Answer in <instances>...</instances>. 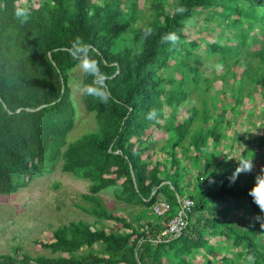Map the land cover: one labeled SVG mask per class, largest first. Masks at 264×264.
<instances>
[{
  "label": "trees",
  "instance_id": "obj_1",
  "mask_svg": "<svg viewBox=\"0 0 264 264\" xmlns=\"http://www.w3.org/2000/svg\"><path fill=\"white\" fill-rule=\"evenodd\" d=\"M21 1L0 0V195L16 194L60 167L91 182L82 197L96 221L70 222L52 231V240L35 242L52 256L0 254V264H264V228L255 220L261 213L248 196L264 168V123L242 153L254 170L235 183L228 178L238 165L225 164L231 157L220 148L228 112L242 114L238 107L257 93L264 99V0H147L149 15L139 0H28L24 24L14 16L15 7H25ZM179 6L187 9L182 15ZM198 10L231 30L233 44L222 37L204 41L205 60H222L227 73L219 79L225 82L219 100L211 108L204 100L201 109L189 106L191 96L214 89L216 69L203 73L197 66L204 38L191 41L189 31ZM170 32L179 43H161ZM76 37L92 46L89 55L108 76L111 98L105 104L84 95L97 130L68 144L78 66L67 49ZM234 66L242 67L240 76ZM227 76L238 82L230 86ZM92 79L83 74L82 85ZM151 109L154 120L145 118ZM194 173L196 181L187 182ZM111 188L140 210L110 211L99 195ZM185 198L194 201L186 229L163 236ZM160 201L170 205L163 216L153 211ZM109 221L112 227L104 225Z\"/></svg>",
  "mask_w": 264,
  "mask_h": 264
},
{
  "label": "rangeland",
  "instance_id": "obj_2",
  "mask_svg": "<svg viewBox=\"0 0 264 264\" xmlns=\"http://www.w3.org/2000/svg\"><path fill=\"white\" fill-rule=\"evenodd\" d=\"M95 1L103 2V0ZM29 3L28 0H22L19 4L28 7ZM152 7L153 4L147 2V0H139V8L145 15L150 14ZM198 11L193 20L194 26L189 31L191 41L204 38L201 46L196 51L197 55L202 59L197 66L204 73L208 71L214 72L216 65H223L222 70H215V75L214 77L212 76L215 84L211 92L207 93V95L204 91L193 92L189 106L201 109L204 100L207 101L210 108L214 101L219 100V97H221L220 91L225 86L224 80L221 81L219 79L220 76L227 73L225 63L222 60L217 61V58L205 60L207 51L204 41L213 42L218 37H222L224 38V43H228L231 46L233 44L228 41L232 31H224L222 26L213 22V13ZM254 36L261 38L258 30H254ZM192 64L195 63L192 62ZM242 70V67L234 66L232 73L240 76ZM82 75L83 73L78 68L76 72L77 80H73L71 85L76 109V124L67 137L68 144L97 130L95 114L87 111L83 99L84 95L80 91L83 88ZM176 77L180 78L181 75L176 73ZM227 80L230 82V86L234 82H238L232 76H227ZM187 88L189 87L187 86ZM238 110L242 111V114L235 116L232 111L227 114L226 119L230 121L231 125L227 130L228 138L223 141L220 147L231 157L225 161V164L229 162L234 166L238 165V161H245L242 153L249 147L248 140L260 136L263 132L260 125L264 123V99L261 94L257 93L244 99ZM219 111L216 110L214 112ZM187 116L186 110H182L180 120L183 121ZM239 135L242 140H239ZM157 137L165 140L167 134L160 132ZM156 160L163 161L164 156L158 154ZM260 161L264 162V157ZM196 174L194 173L193 176L187 174L186 181H196L194 179ZM203 178L204 180L208 179L206 175ZM90 185V181L63 173L59 167L52 174L36 178L28 188L16 194L0 195V254L18 257H21L24 253L33 257L52 256L48 250H42L37 247L35 242L52 240L51 232L70 222L86 221L93 223L96 221V218L84 211V208L91 206V203L82 197V195L89 193ZM99 196L106 207L118 215L127 216L131 212L135 213L140 210L119 201L114 188L108 189ZM113 224L114 222L110 221L104 222L106 227H112ZM97 249H101V247L97 246Z\"/></svg>",
  "mask_w": 264,
  "mask_h": 264
},
{
  "label": "clouds",
  "instance_id": "obj_3",
  "mask_svg": "<svg viewBox=\"0 0 264 264\" xmlns=\"http://www.w3.org/2000/svg\"><path fill=\"white\" fill-rule=\"evenodd\" d=\"M3 5H0L2 7ZM187 11L184 6H179L175 9L177 14H183ZM93 13L90 11L89 15ZM30 10L27 7H15L14 16L21 23H27L30 18ZM152 29L146 28L145 34L150 35ZM180 37L175 32H170L161 37V43H171L173 45L179 43ZM70 57L77 61L79 70L86 76L92 77V83L84 85L80 89L81 93L86 96H90L98 99L102 103H107L111 98V93L107 88L106 80L108 76L100 69L99 62L93 59L89 53L93 51L92 46L85 43L81 37H76L71 46L67 49ZM217 71L222 70L223 65L218 64L215 66ZM157 112L155 109H151L146 115V119H156ZM255 165L252 159L247 161H238V167L236 171L229 177L230 183H235L241 174H251ZM248 196L251 197L253 204L260 209V215L255 217V220L260 223L261 228H264V168L255 176V182L252 188L248 191ZM253 257H249V260H253Z\"/></svg>",
  "mask_w": 264,
  "mask_h": 264
},
{
  "label": "built area",
  "instance_id": "obj_4",
  "mask_svg": "<svg viewBox=\"0 0 264 264\" xmlns=\"http://www.w3.org/2000/svg\"><path fill=\"white\" fill-rule=\"evenodd\" d=\"M193 206L194 201L190 198H185L181 203L178 215L168 223L162 235H180L188 225V213L192 211ZM169 210L170 205L165 201H160L153 208L154 213L158 216L165 215Z\"/></svg>",
  "mask_w": 264,
  "mask_h": 264
},
{
  "label": "water",
  "instance_id": "obj_5",
  "mask_svg": "<svg viewBox=\"0 0 264 264\" xmlns=\"http://www.w3.org/2000/svg\"><path fill=\"white\" fill-rule=\"evenodd\" d=\"M39 109H40V108H39ZM39 109H38V110H39ZM29 110H30V111H33L32 109H29ZM134 180H135V177H134ZM136 187H137V185H136ZM179 201H180V200H179Z\"/></svg>",
  "mask_w": 264,
  "mask_h": 264
}]
</instances>
